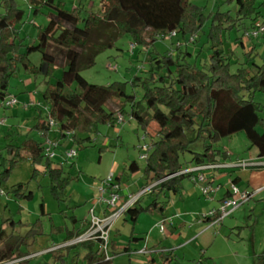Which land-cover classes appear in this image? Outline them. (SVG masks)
Masks as SVG:
<instances>
[{
  "label": "trees",
  "instance_id": "16d2710c",
  "mask_svg": "<svg viewBox=\"0 0 264 264\" xmlns=\"http://www.w3.org/2000/svg\"><path fill=\"white\" fill-rule=\"evenodd\" d=\"M32 1L34 6L47 5L53 12L47 15L46 26L39 28L36 41L26 45L25 53L20 54L19 50L24 46L22 43L19 46L15 44V26L23 20L24 11L18 9L14 0H0L7 11L6 15L0 16L1 106L10 108L4 103L10 97L7 94L9 79L18 65L25 71L36 73L27 59L28 54L39 52L43 62L51 68L61 69V75L43 93V99L48 105L45 120L37 108L38 120L34 129L43 138L42 141L27 139L18 146L9 144L6 147L7 156H0V161L2 166L9 162V166L0 172V185L8 181L12 169L19 161L29 159L34 166L43 165L41 172L49 178L52 193L59 200V192L64 190L70 180L64 175L63 164H53L54 160L44 155L45 141L50 139L57 143L55 152L59 157L66 150L72 149H64L66 141L80 144L75 136L76 131L93 132L98 124L117 125L118 115L122 117V123L125 115L134 120L151 138L142 176L146 182L145 187L155 184L149 194L167 198L182 191L183 182L192 176L180 174L183 169L179 164V156L189 152L190 146L197 142L202 143V151L191 153V167L216 163L217 157L225 155L216 149L217 142L237 133L245 135L258 159L264 158V123L259 117L260 105L253 99L256 92L264 94V63L252 66L240 64L232 73L231 52L224 51L221 41L216 38L218 30L237 25L242 26L243 36L257 21H262L260 5H256L258 0H229L235 3L234 15L219 11L213 17L207 39V43L211 44L210 53L207 62L202 65H199V60L189 63L187 59L196 54L191 53L187 46L195 43L202 27L201 8L189 0H100V12H89L83 18L76 10H66L62 3L54 4V0ZM29 11L36 14L39 9L29 7ZM243 20H249L247 27ZM172 32H176L175 38L177 34L182 36V41L176 46V57H150L152 75L150 82L141 84L143 94L140 101H135L133 95L126 93V83L114 82L99 86L88 83L81 76V71L93 67L97 56L113 47L124 35L146 46ZM11 39L13 41L9 43ZM210 40H213L212 43ZM239 40L242 45L241 38ZM251 55L248 54L249 60H252ZM72 85L76 88L68 92L67 89ZM127 104L128 111L125 109ZM49 119L56 122L55 129L49 127ZM152 124L155 125L153 134L150 133ZM257 128H261V131ZM68 130L72 132L70 138L64 134ZM5 139L9 140L7 134ZM86 141L89 142L90 138ZM126 169L134 173L139 170V166L131 162ZM33 172L28 183H19L11 188L17 202L32 199L33 194L28 185L40 173L36 168ZM115 178L120 183V177ZM74 179L77 180V177ZM237 182L238 178H234L232 184ZM229 196L228 192L225 198ZM140 199L124 215L135 219L145 212L157 209L160 213L163 211L164 207L156 200L147 207L139 206ZM40 213L46 215L43 204L40 205ZM9 221L0 224V262L16 258L23 259L18 264H31L32 258L27 257L34 254L30 251L34 237L43 236L40 221L33 224L25 236L15 233L13 221L6 227ZM71 223L76 225L81 222L72 217ZM81 224L84 230L75 231L67 226L57 229L58 233L65 232L64 243L80 236L89 226V222ZM8 229H11L9 233ZM51 229L55 231L56 228L52 226ZM131 239L135 241L133 235ZM95 246L98 244L84 243L65 247L66 256L71 249L82 247L86 251L81 258L83 264H113L112 260L105 261L99 246ZM129 246L124 248V252L129 250ZM50 254L57 262L67 264L59 251ZM163 258L161 264L173 262L172 254L164 255ZM79 260L77 253L73 256V264H79Z\"/></svg>",
  "mask_w": 264,
  "mask_h": 264
},
{
  "label": "rangeland",
  "instance_id": "374dc122",
  "mask_svg": "<svg viewBox=\"0 0 264 264\" xmlns=\"http://www.w3.org/2000/svg\"><path fill=\"white\" fill-rule=\"evenodd\" d=\"M14 1L18 9L24 11L23 20L15 26L17 34L15 44L19 46L22 43L24 46L19 50L21 54L25 53L26 45L36 41L39 28L46 26L47 15L53 12V9L47 5L37 4L34 6L32 0ZM189 1L201 8L202 27L198 31L195 43H190L187 48L196 54L187 59L189 63L199 60V65H202L207 62L210 53L211 44L207 43V39H209L213 17L219 11L230 12V15L233 16L235 3L229 0ZM263 2L264 0H258L256 4L260 5L262 21H264V4H261ZM57 3H62L68 11L76 10L81 18L89 12L97 14L101 9L100 0H54V4ZM29 7L34 9L37 7L39 12L34 14V11H29ZM6 14L5 7L0 4V16ZM243 23L247 27L249 20H243ZM242 29L241 25H237L234 28L218 30L216 33V38L218 37L221 41L224 51L231 52L230 70L232 73L240 64L252 66L264 63V43H257L242 36ZM240 38L242 45H240ZM12 41L11 39L9 43ZM181 41L180 34H177V38L172 39L166 35L164 38L158 37L152 45L145 46L135 43L129 35H124L115 42L113 47L97 56L93 67L81 71V76L88 83L99 86H107L114 82L126 83V93L133 95L135 101H140L143 94L141 84L150 82L152 75L150 57L172 56L175 58L177 43ZM212 41L210 40V43ZM198 52L201 54L199 55ZM249 53H252V60H249ZM27 59L36 69V73L25 71L21 65H18L8 82L7 94L15 98V106L4 108L0 101V120H4V123L0 124V156L2 157L7 156L6 147L9 144L18 146L27 139L42 141L43 138L34 129L38 120L37 108L45 120L48 105L43 99V93L61 75V69L51 68L43 62L39 52L28 54ZM158 72L162 73V71ZM75 88V85H72L67 91H73ZM253 99L260 105L259 117L264 123V94L256 92ZM34 104H38L37 107H31ZM125 109L129 110V104ZM154 129L155 125L152 124L151 134L154 133ZM7 130L9 131L7 134L9 140L5 139ZM257 130L261 131V128H257ZM75 136L80 144L66 141L64 149H74L76 157L69 163H65L60 157L53 161V164L56 165L63 164L64 175L70 180L64 190L59 192V200L52 193L49 178L41 172L44 168L43 165L34 166L29 159L19 161L12 169L8 181L0 185V224L5 220L13 221L15 222V233L25 236L33 224L37 221L41 223L43 236L34 237V243L30 248L32 253H39L32 258V264L37 262L40 264H61L50 254V249L63 244L65 239V232L58 233L57 229L65 226L71 229L72 217H76L79 223L90 221V205L85 202L87 191L92 187L97 192V188L109 174L120 177V184L127 188L129 195L132 196L138 195L146 186L144 179L138 182L145 169V161L139 157V147L143 144L151 145V138L137 126L134 120L125 115L122 124L114 126L98 124L96 131L79 130L75 132ZM143 137H145L144 141ZM87 138H90L89 142L86 141ZM215 147L220 152L226 149L232 156L231 160L241 159L251 165H261L264 162V160L257 161L256 151L250 147L243 133L221 139ZM201 151L202 143L197 142L190 146L189 152L180 155L179 164L182 169L191 167V153H200ZM131 162L137 163L138 171L131 173L126 169ZM70 164H73V167H70ZM8 166L9 162L2 166L0 161V172ZM34 167L40 173L28 185L33 197L29 201L17 202L13 198L11 188L19 183H28L34 173ZM257 169L253 166L248 168L253 171ZM76 177L77 180L74 179ZM217 182L223 188L226 185L231 186L227 174L216 181V184ZM184 183L187 184L188 181ZM236 187L240 191L254 192V196L249 202L238 208L231 217L226 218L222 222L223 225L214 227L208 225L207 228V224L199 225L194 222L193 226L188 225L184 230L178 231L166 239L161 237L155 225L162 220V216L171 215L177 210V207L174 206V203L178 202L177 196L172 195L170 200H167L163 195H142L138 203L139 206L147 207L156 200L164 207L163 211L160 213L157 209L145 212L135 219L123 215L113 225L108 244V253L113 257L112 263L161 264L164 260L161 255H168L169 252L166 251L173 250L171 264H197L199 261H201L199 264H264V188L260 191H253L245 181ZM41 204H43L45 216L40 213ZM10 221L6 227L9 226ZM52 226L56 228L55 231H52ZM233 227L234 229H231ZM10 231L11 229L7 230L8 233ZM139 234H142V239L132 241L131 235ZM229 234L230 236H228ZM149 235L156 249L147 255L138 254L145 247L144 243ZM195 236L197 237L187 245L178 248V245L184 244L186 240ZM128 244L130 245L129 250L124 252V248ZM97 247L95 246V248ZM64 249L61 248L60 251L65 257V263L73 264V256L78 253L79 264H83L81 258L86 252L84 248L75 247L70 250L68 256ZM158 251H163V253H158ZM152 258L154 262H151Z\"/></svg>",
  "mask_w": 264,
  "mask_h": 264
},
{
  "label": "built area",
  "instance_id": "2783aa9c",
  "mask_svg": "<svg viewBox=\"0 0 264 264\" xmlns=\"http://www.w3.org/2000/svg\"><path fill=\"white\" fill-rule=\"evenodd\" d=\"M168 36L169 38H174L176 36V32H172ZM243 36L249 40L264 38V22L257 21L254 24V27ZM15 104L16 100L14 97H9L4 103L6 107H12ZM122 121V117L118 115V124L122 123ZM47 123L50 128L55 129L57 126L56 122L52 119H49ZM0 124H3L2 120L0 121ZM64 134L67 138H70L72 136V132L69 130L65 131ZM142 140H144V138ZM56 147L57 143L50 139H47L44 143V155H46L48 159L54 160L57 157V154L55 152ZM148 150V144H143L139 147V157L141 160L144 161L146 159ZM59 157L63 159L65 163H69L76 157V151L74 149H68L63 153V155H60ZM251 166L254 165L247 164L244 161H240L234 164V167H240L243 169L249 168ZM228 167L229 166L227 164L223 163H210L203 166L185 169L181 171L180 174H190L192 176L191 180L195 183L200 184L201 195L207 201H212L214 198V194L219 189V186H211L210 183L207 182L205 172L217 169H226ZM154 185L155 184L144 188L141 192L138 193V195H128L126 200L122 202V196L120 195L121 184L116 181V178L113 174H109L107 178L102 182L101 186L97 188V192L93 200L94 202L92 204V207L89 209L90 221L89 226L86 228V230L80 236L59 245L56 248L50 249V251L57 250V248L61 249L68 246H74L77 244L97 243L99 249L104 254V260L111 261L113 257H111L108 253V244L113 225L124 215V213L130 207H132L137 202L139 198H141L142 195L150 193L151 188ZM229 193L230 196L221 200L219 206L216 209H211L207 213L199 215L198 220L200 222H209L208 225H210V227L219 226L226 218L231 216L238 208L249 202L254 196V192L249 193L240 191L234 184H231ZM98 207H100L102 210L101 212L96 214V209ZM172 224L173 217H169L162 219L155 225V227L158 228L160 235L162 237H165L167 227L171 226ZM38 254H33L27 258H33ZM138 254L147 255L149 254V249L145 246L138 252ZM22 260L23 259L12 258L11 260L0 262V264H18Z\"/></svg>",
  "mask_w": 264,
  "mask_h": 264
},
{
  "label": "crops",
  "instance_id": "0c3cea01",
  "mask_svg": "<svg viewBox=\"0 0 264 264\" xmlns=\"http://www.w3.org/2000/svg\"><path fill=\"white\" fill-rule=\"evenodd\" d=\"M256 42L257 43L258 42L259 43H264V40H260V41H256ZM178 43H180V42H178ZM187 48H189V47L187 46ZM191 53H194V52L192 51ZM7 129H9V128H7ZM5 133L9 134V131L7 130V132L5 131ZM222 153H224L225 155L223 157H221V156L217 157L215 162L216 163L227 164L229 167L226 168V169H217V170H212V171H206L205 172V177L207 178V182L210 183V185L213 186V187L219 186L218 191L214 194L213 200L212 201H207L201 195V193H200V184L195 183L191 179L190 180H186V181H188L187 184H185L184 183L185 181H184L183 182L182 191L180 193H178L177 195H174L175 197L177 196L176 199H177L178 202L174 203V206L177 207V210H175V212L172 213L171 215H166V216H162L161 217V219L169 218L168 216L173 217V224L171 226L167 227L166 236L163 237V238L166 239V238L172 236L173 234H175L176 232L184 230L186 228V226H188V225L189 226H193L194 222L195 223L197 222V224H199V225L200 224L201 225L207 224V228H208L209 222H206V221L205 222H200L199 220H196V217H198L201 214L207 213L211 209H216L219 206L220 201L223 198H225L226 196H228V192H229L230 186L226 185L223 188L222 185H220L219 182H217V184H216V181L221 179V177H223L225 174H227L228 177L230 178V184H232L234 178H238V182L236 183L238 185L235 184V186H239V184H241V183H243V181H245L249 186L252 187L253 191H256V190L260 191L261 189L264 188V162H262L261 165H254L253 166V167H255V169L258 168L257 170H254V171L253 170H248V168L243 169V168H240V167H234V164L242 161L241 159L231 160L232 156L226 149H223ZM263 160H264V158L263 159H258L257 161H263ZM251 167H249V168H251ZM189 168H191V167H189ZM220 173H222V174H220ZM141 179H143V178L140 177L138 182ZM144 188H146V187H144ZM95 194H96V190L94 188L91 187V188L88 189L87 194H86L87 198H86L85 202H87L90 205V208L92 207V204L94 202L93 200H94ZM120 195L122 196V202L124 200H126L127 196L129 195L128 189L123 187L122 185H121ZM170 197H172V195L167 196L166 199L170 200ZM101 210L102 209L100 207H98L96 209V214L101 212ZM231 216H229V217H231ZM71 229H73L75 231L76 230L80 231V230H84L85 228L80 223V224L72 225ZM231 229H234V227L231 228ZM230 234L228 236H230ZM133 236H134L135 240H141L142 239L141 238L142 234L133 235ZM196 237L197 236L186 240L184 244L178 245V248L183 247L184 245H187L191 240H193V238H196ZM146 239H145L146 242L144 243V246H146L149 249V254H150V253H152L154 251V249H156V246L153 243V241H151V236L150 235ZM63 244H64V240H63ZM92 244H94V243H92ZM59 245H61V244H59ZM137 245L139 246L140 244H137ZM57 251H59V253H61L60 249H57ZM166 252H169V254H171L173 252V250H168ZM158 253L162 254L163 251H158ZM161 256L163 257L164 254H162ZM151 261H153V258H152ZM31 264H32V262H31ZM36 264H40V263L37 262Z\"/></svg>",
  "mask_w": 264,
  "mask_h": 264
}]
</instances>
